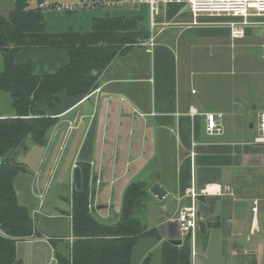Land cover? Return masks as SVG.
I'll list each match as a JSON object with an SVG mask.
<instances>
[{"label": "crops", "instance_id": "obj_1", "mask_svg": "<svg viewBox=\"0 0 264 264\" xmlns=\"http://www.w3.org/2000/svg\"><path fill=\"white\" fill-rule=\"evenodd\" d=\"M15 1L0 0V12L9 14ZM36 4L37 0L31 5ZM180 9L179 4H170L162 19L182 24L190 22L191 15L178 14ZM45 15L49 30L51 16ZM63 18L64 24H52L56 28L51 29L57 30L49 32L75 30V25L80 23ZM174 28L157 37V45L152 49L141 44L118 55L100 75L98 88L86 97L73 98L61 92L54 107L40 104V110L47 116L58 117L59 121L48 132L46 145H38L30 139L34 142L30 145L32 154L21 162L27 172L14 179L18 200L30 210L40 233L17 243L23 264H60L56 249L73 240L72 198L69 200L71 211L67 212L56 202L46 208L42 195L49 192L52 179L59 172L72 179L74 189L73 173L80 163L90 166L91 194H94L93 200L98 201L99 191L97 207H101L96 208L106 212L103 217L111 215L114 208L122 212L125 191L130 184H149L147 208L140 217L150 228L159 230L162 240L141 237L133 248L132 264H142L145 257L155 251V262H159L168 230H176L168 223L192 203V198L185 195L192 185L200 192L195 200L199 226L190 235L192 264H207L211 249L221 253L226 243L227 250L230 249L228 264H233L236 257L243 258V264H249V259L259 264L263 251L260 243L264 242V145L252 144L253 137L248 134L245 118L251 108L261 107L257 111L258 118L264 112L263 70L236 73L238 69L234 68L236 72H232L231 62L224 52L220 53L222 57L215 55L216 47L220 46L216 40L225 34L231 38L227 28ZM253 31L248 27L245 37L234 42L257 38ZM171 32L178 38H170L168 33ZM262 34L259 36L263 41ZM27 61L36 74H45L59 70L69 62V57L64 48L20 50L16 62ZM216 74L231 76L232 88L225 92L222 101L218 99L220 102L207 98L209 82L198 85V80L203 83ZM249 83H254L253 94L243 96L235 89L236 85L246 84L248 90ZM192 106L200 114L192 117L189 114ZM208 112L224 114V135L207 134L204 114ZM14 116L16 110L11 95L0 90V118ZM249 129L254 128L249 125ZM255 134L256 131L253 136ZM192 150L196 152L193 158ZM43 176L51 181L45 184ZM155 184L166 190L163 199L151 192ZM204 189L207 194L201 193ZM118 213L115 222L120 217ZM162 227L167 234L163 235ZM54 238L61 239L56 249ZM20 244L28 245L25 252H20Z\"/></svg>", "mask_w": 264, "mask_h": 264}, {"label": "trees", "instance_id": "obj_2", "mask_svg": "<svg viewBox=\"0 0 264 264\" xmlns=\"http://www.w3.org/2000/svg\"><path fill=\"white\" fill-rule=\"evenodd\" d=\"M40 4L41 0L35 6L31 0H16L8 16L0 12V52L4 55L0 90L11 95L16 110V116L0 118V264H23L17 243L40 235L30 210L20 204L14 187L15 177L27 172L25 165L16 160L19 151L26 147V139L46 145L48 132L59 121L40 110V104L54 107L61 92L73 98L86 97L98 88L100 75L118 55L150 37V30L140 26L138 16H97L90 31L49 32ZM27 48H64L69 62L54 73L36 74L30 61L16 62L17 53ZM79 166L83 184L81 190L75 186L72 193L74 239L65 253L56 249L61 239H52L56 259L60 264H132L133 248L141 237L162 240L159 230L150 228L140 218L147 208L149 184H130L118 221L102 223L90 209V166ZM149 255L142 264H150ZM161 256L162 264H192L190 235L182 245L164 240Z\"/></svg>", "mask_w": 264, "mask_h": 264}, {"label": "rangeland", "instance_id": "obj_3", "mask_svg": "<svg viewBox=\"0 0 264 264\" xmlns=\"http://www.w3.org/2000/svg\"><path fill=\"white\" fill-rule=\"evenodd\" d=\"M33 2H31V4H34V2L36 0H32ZM71 1V0H70ZM64 2H68V1H64ZM44 12L47 14L49 13L50 16L52 18H56V19H51L50 17V21H49V30H57V29H51V28H56L55 26H62L64 23V18L66 17L67 19H75L76 21H79V24H76V28L75 30L78 31H90L92 29L91 26V22L93 20L94 17H105L107 15H111V16H123V17H140L141 18V22H140V26L142 28H145L146 30H148L150 28V7L148 4L146 3H140L137 4L135 7H130V6H123V7H114V8H97V9H81V10H77V11H73V12H64L67 16H61L63 13L60 11H57L56 9H50V8H43ZM44 13V14H45ZM8 11L6 13V15L4 16H8ZM46 16V15H45ZM165 16V10L161 9V16L160 19L163 18ZM77 18H81V20H77ZM258 22L256 23V25H252L251 28H253V35L255 33L256 37H252L251 39H246L247 41H235L234 42V38L229 39L228 36H226V34L224 35V37H222L221 39H217L216 43L218 42V44L220 45L219 47L217 46L215 49V55L217 57H222V55H220V53L225 54V58L228 59L231 62L232 65V72H236L234 71L235 69L238 71L236 73H240L242 71H248L249 73L251 72V70H263L264 74V40H261V35L259 36V33L261 34V32H263V37H264V18H260V20H257ZM51 22V23H50ZM260 22V23H259ZM174 24H172L171 26H169L165 32L161 33L158 36V39L164 35L168 30H174V27H179L178 29H184V30H188L191 29L193 27H189L186 26L180 22H174ZM52 24H55L52 25ZM182 25V26H180ZM52 26V27H51ZM203 26H215V27H224L229 29V27H227L226 25H221L219 24V26H217V24H207V25H202ZM223 29V28H220ZM48 30V31H49ZM60 30H66L67 29H60ZM64 31H60V32H64ZM51 32V31H50ZM258 33V34H257ZM170 35H168L170 38H178L176 37L177 34H175L174 32L168 33ZM245 37V36H244ZM239 39V38H236ZM245 40V39H244ZM145 42V41H144ZM141 43L143 44V41H139L138 44ZM257 55V56H256ZM235 68V69H234ZM4 69V55L2 52H0V71H2ZM234 75V74H233ZM200 78V76H199ZM198 78V79H199ZM242 79V77H241ZM231 80V76H221L219 74H216L214 77L210 76L209 80L204 81L202 83L201 80H198V85L202 86V84H205L206 82H209L208 84L210 85V92L209 95L207 96V98L210 99H215L216 101L220 100L222 101V98L224 97L225 92H229V89H231L232 87L229 84V81ZM261 85V83H260ZM247 85H236L235 89L237 88V91L243 94V96H247L248 94H253L252 92L255 91L254 89V83H249V88L247 90ZM207 87V85H206ZM208 89V87H207ZM264 92V91H263ZM220 99V100H218ZM261 107L258 106L256 110L251 108V112L250 110H248L247 113H249V115L245 118V121L247 123V130L249 131L248 134L249 136L253 137V134L256 131V126L258 123V115H257V111L260 109ZM250 123L254 124V129H249V125ZM34 143L32 140H30V138L26 139V147L23 148L22 150L19 151V153L17 154V162L21 163L23 162L22 159H25V157H29L26 155H30L32 154V148L30 147V145H34L32 144ZM29 145V146H28ZM29 148V150L27 149ZM27 150V151H25ZM61 165V164H60ZM64 165V163H63ZM60 167V166H59ZM31 170V169H29ZM59 170V168H58ZM57 170V171H58ZM63 173V172H62ZM61 172H59L58 174L56 173L55 176L52 179V184L49 187V192L46 193L45 195H42V199H44V206L46 208L50 207L52 204H54L55 202L60 205L61 209H64L67 212H70V203L69 200H71L72 198V193L74 191L73 187H72V182H71V178L65 177ZM74 174V173H73ZM43 180L45 182V184H48L51 181V178H48V176H46L44 178L43 176ZM62 187V188H61ZM47 188V186L45 187V189ZM74 188H75V183H74ZM91 189V188H90ZM73 190V191H72ZM94 194L93 196L91 195V204H90V209L91 212L93 213L94 217L103 223H107V224H113V222H115V218L117 217V214L119 212V208H114V210L111 211V215H109L108 217H103V215H106V212L104 210L100 211L97 210V204H99V191L97 193V200L98 201H94L93 200ZM116 202V201H115ZM114 203V207H115ZM40 210L42 208H39ZM45 210V208H44ZM179 214V213H178ZM121 215V212L118 213V216ZM142 222H144L143 218L140 217ZM175 218V217H174ZM173 220V218L171 219ZM74 239V238H73ZM227 243L225 244V246L227 247ZM261 248L263 249L261 255H260V259H259V264H264V242L260 243ZM27 244H20L19 249L20 252H25L27 249ZM69 247V242H65L63 243L59 250L63 253H65L67 251ZM224 247L222 248L221 253L218 251H214L213 249H211V251L208 254V260H207V264H228V262H230V253L228 251H230V249L227 250V248ZM140 249H143L142 247ZM156 253L157 251L152 253V258H150V264H156L155 259H156ZM159 253V252H158ZM150 256V255H149ZM135 259V257H134ZM152 259V262H151ZM135 261V260H134ZM135 263V262H134ZM249 264H256L255 259H249L248 260ZM157 264H162V256H160V260ZM232 264V263H231ZM233 264H243V258H239L236 257L233 260Z\"/></svg>", "mask_w": 264, "mask_h": 264}, {"label": "built area", "instance_id": "obj_4", "mask_svg": "<svg viewBox=\"0 0 264 264\" xmlns=\"http://www.w3.org/2000/svg\"><path fill=\"white\" fill-rule=\"evenodd\" d=\"M140 3H146L150 7V37L143 42V45H148L151 49L157 45V37L174 24L166 19H160L161 9H164L166 14L170 4L177 3L180 5L181 9L178 14L186 12L191 15V21L183 23L184 25L189 27L209 23L226 25L229 27L230 35L234 39L244 37L248 27L256 25L257 20L264 18V0H75L68 2L41 0L40 5L44 8H54L57 11L73 12L87 8L135 7ZM189 114L194 117L200 112L192 106L189 109ZM204 115L208 135L222 136L225 134V118L222 112H208ZM252 144L264 145V112L259 114L256 134ZM195 145L194 143L193 146ZM195 155L196 152L192 150L191 157L193 158ZM218 192L221 193V190ZM201 193L207 194V189L202 190ZM185 195L192 198V203L179 211V214L172 220L178 224L182 239L191 235L199 226V215L195 200L200 192L192 185L186 190ZM257 209L255 207L254 211H257Z\"/></svg>", "mask_w": 264, "mask_h": 264}, {"label": "water", "instance_id": "obj_5", "mask_svg": "<svg viewBox=\"0 0 264 264\" xmlns=\"http://www.w3.org/2000/svg\"><path fill=\"white\" fill-rule=\"evenodd\" d=\"M250 127L253 128L254 124L251 123ZM1 164V161H0ZM73 181L75 183L76 189L81 190L82 189V184H83V175H82V170L79 165H77L74 169V174H73ZM151 192L157 196L159 199H163L166 195L167 192L166 190L160 185V184H155L153 187H151ZM100 205H98L97 208H99ZM101 207V206H100ZM169 225H174L176 227V230L173 231V229L168 230V236L167 239L175 244V245H182L183 244V239H182V234L179 229L178 224L175 221H170L168 223ZM165 227V226H164ZM162 227V233L163 235L167 234L165 228ZM171 227V226H170Z\"/></svg>", "mask_w": 264, "mask_h": 264}]
</instances>
